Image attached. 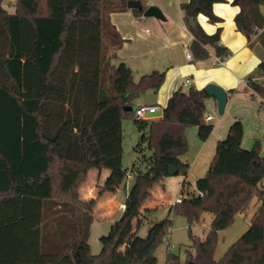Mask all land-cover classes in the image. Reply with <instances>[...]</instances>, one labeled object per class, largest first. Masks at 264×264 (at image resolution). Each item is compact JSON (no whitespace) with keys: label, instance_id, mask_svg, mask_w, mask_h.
Here are the masks:
<instances>
[{"label":"trees","instance_id":"obj_1","mask_svg":"<svg viewBox=\"0 0 264 264\" xmlns=\"http://www.w3.org/2000/svg\"><path fill=\"white\" fill-rule=\"evenodd\" d=\"M127 1L14 0L9 13L0 0V264H157L155 251L169 233L172 213L184 216L189 226L201 213L212 216L204 238L190 236L184 264H264V156L260 139L242 148L239 119L217 141L195 192L171 204L165 218L149 219L157 210L146 207L151 188L162 184L170 167L184 177L183 193L189 170L182 161L188 148L185 129L195 127L198 140L205 142L213 126L205 121L208 96L192 87L175 91L159 118L140 120L127 111L147 91L157 92L165 78V71L154 70L135 80L127 65L116 63L123 40L109 14H142L129 9ZM225 2L180 4L185 23L195 21L193 29L187 26L193 61L209 58V49L220 60L228 57L219 44L220 29L207 34L197 22L199 15L220 22L212 7ZM231 4L239 9L236 30L249 46L264 47V0ZM258 75L264 76V63L245 81L264 107V81L252 79ZM127 118L140 134L137 163L130 169L122 164ZM9 135L17 136L15 141ZM17 143L25 150L15 152ZM91 169L109 174L98 186L97 199L83 202L78 188ZM128 173L133 184L123 212L99 238L100 252L92 254V209L103 195L124 188ZM253 199L247 230L215 260L218 233L233 225ZM144 221L147 233L140 237ZM164 264L181 263L168 252Z\"/></svg>","mask_w":264,"mask_h":264},{"label":"crops","instance_id":"obj_2","mask_svg":"<svg viewBox=\"0 0 264 264\" xmlns=\"http://www.w3.org/2000/svg\"><path fill=\"white\" fill-rule=\"evenodd\" d=\"M136 1H139L142 6V14L139 17H135L131 11L111 12L109 14L111 25L123 40L116 52V63L123 62L127 65L131 69L135 80L154 70L165 71V78L157 92L152 90L147 91L134 100L132 106L127 108V111L133 113L137 107L143 105L155 106L161 111L175 91L181 90L186 92L191 87L201 90L207 85H215L223 89L227 95V99L231 95L248 93L250 97H256L259 102L261 101L256 94L244 84L239 83V81H244L247 77H250L257 66L260 63H264V47H261L258 43L249 46L247 39L236 30L234 17L239 9L231 4L232 0H226L225 3L213 5L214 15L221 20L218 23H210L202 15L197 17L198 24L207 34H214L220 29L219 44L229 51L228 57L221 65H213L215 56L212 49H209L210 57L205 60H186L185 52L188 50V44L192 36L187 28V23L183 19L180 4L188 0ZM13 2L14 0H3L2 4L8 11L6 6H12ZM150 6H155L160 10L163 20L143 16L145 9ZM13 11L12 7V11L8 12L13 13ZM262 13H264V10H262ZM252 79L264 81V76L258 75ZM186 80H190V84L186 85ZM230 90H235V92L230 94ZM209 101L210 97L205 100V107ZM260 110H264V107H261L259 103L257 111L259 112ZM235 119H239L242 122L237 117H233L232 122ZM262 126L264 125H261V123H257L254 128H248L243 125L242 148H251L253 141L259 139L258 135L262 133ZM122 127L124 134L123 123ZM211 137L212 135L205 142H201L199 147L200 154L198 155V159L193 163V165H196L201 156H205V159L201 161L203 163L200 166V175L206 172L208 163L214 154L217 141H212ZM261 155L264 156V143L261 145ZM182 161L187 163L183 159ZM100 175L101 171L96 169L88 171L86 180L78 188L81 201L90 202L97 199L98 186L101 185L99 184ZM130 186L127 182L125 183L123 195H119L116 191L105 194L97 200L92 209L93 223L90 226V231L96 223L101 224L108 221L111 225L121 216L124 209V200ZM193 189H195V186H193ZM154 196H156V193L154 190H151V196L146 202V207L158 210L159 207L170 206L164 200L161 202ZM161 198L164 199L162 196Z\"/></svg>","mask_w":264,"mask_h":264},{"label":"rangeland","instance_id":"obj_3","mask_svg":"<svg viewBox=\"0 0 264 264\" xmlns=\"http://www.w3.org/2000/svg\"><path fill=\"white\" fill-rule=\"evenodd\" d=\"M8 11H12V6H6ZM250 94L239 93L237 95H231L227 99L226 105L224 107V111L222 114L218 113L216 102L214 98L210 97V101L206 106V115L210 116L212 120L207 123L213 126L211 132V139L219 141L223 140L226 137L227 130L229 124L232 122L233 117L240 118L243 122V125L248 128H254L257 123H261L264 125V110L257 111L259 107V100L256 97H250ZM7 111L9 114H14L12 108L7 107ZM154 118V117H153ZM25 129V124L23 125ZM22 126V128H23ZM124 126V139H123V157L122 164L126 169H130L133 164L137 163L138 154L135 152L134 148L139 140L140 134L136 127L134 126L133 120L131 118H127L123 121ZM21 127V126H20ZM27 128V127H26ZM5 133L11 131H4ZM262 133H259V139L262 143H264V126H262ZM188 148L186 152L182 155V159L186 161L190 165V169L186 176V184L183 190V193L180 191L181 183L184 179L181 175L175 176H167L162 184L155 185L151 188V190L156 193V197L161 202L167 203V205L174 204L178 202V197L183 194V196H188V194L195 192L193 189V184L196 179L204 176V173L200 175V166L205 156H201V158L197 161V164L193 165L194 161L198 159L199 147L201 145V141L197 138V129L195 127H188L184 131ZM11 134H14L11 133ZM7 136V134H5ZM210 135V136H211ZM11 140L16 139L17 136L9 135ZM14 150L16 151H24L25 148L21 147L22 144L13 145ZM250 148V147H249ZM28 150V149H27ZM29 151V150H28ZM148 150H145V154H148ZM205 164V163H204ZM209 164V163H208ZM143 168V167H142ZM109 174V171L106 169L101 170V175L99 177V184H102ZM2 178L0 177V183L2 182ZM126 182L128 185L132 186L133 179L127 178ZM130 186V188H131ZM125 188H120L117 190L119 195L124 194ZM130 190V189H129ZM158 191V192H157ZM164 198L162 199L161 196ZM169 207H159L158 210L150 215L149 219H162L165 218L168 213ZM256 208V199L251 201L249 208L244 212L240 213L236 216L235 222L229 228L220 231L218 233V241L215 248L214 258L218 260L224 252L227 250L228 246H230L233 242H235L248 228L249 221L254 213ZM170 218L172 220V225L169 230L168 235L163 239L162 243L158 246L155 251V255L157 257V264H164L166 254L168 252L177 255L179 257V261L181 264H184L186 261V250L191 243V235L199 238H204L212 216L209 213H201L198 222L189 226L187 219L179 214H171ZM110 223L105 221L104 223H96L92 227L90 231V236L88 243L90 245L91 253L98 254L101 250V243L99 238L108 233ZM148 223L144 221L141 225L138 235L140 237H144L147 233ZM169 249V251H167Z\"/></svg>","mask_w":264,"mask_h":264},{"label":"water","instance_id":"obj_4","mask_svg":"<svg viewBox=\"0 0 264 264\" xmlns=\"http://www.w3.org/2000/svg\"><path fill=\"white\" fill-rule=\"evenodd\" d=\"M127 7L129 9H133V10L142 9L141 3L139 1H136V0H128L127 1ZM143 16L144 17H155V18L163 20V16H162L160 10L155 6H150V7L146 8L145 11L143 12ZM187 26L190 27L191 29H193L195 27V21L193 18L188 19ZM203 90L208 97L215 99L217 109H218V113L222 114L224 111V107L226 105V102H227V95H226L225 91L223 89H221L220 87L215 86V85H207ZM157 116H161L160 111L156 112V113L148 114L147 118H153V117H157ZM176 174H177L176 169L174 167H170L168 175L169 176H175Z\"/></svg>","mask_w":264,"mask_h":264},{"label":"built area","instance_id":"obj_5","mask_svg":"<svg viewBox=\"0 0 264 264\" xmlns=\"http://www.w3.org/2000/svg\"><path fill=\"white\" fill-rule=\"evenodd\" d=\"M185 58L187 61H192V56L190 54V52L187 50L185 52ZM218 64H223V60H220L216 57H214V62H213V65H218ZM239 83H242L244 84L246 87H247V84H246V81H239ZM185 84H190V80H186L185 81ZM159 109L158 107H155V106H139L137 107L134 111H133V116L136 118V119H140V120H144V119H148L147 118V115L148 114H151V113H156L158 112ZM161 112V111H160ZM211 120V117L210 116H205V121L208 122ZM128 178L130 177L129 173L127 174ZM183 195L179 196L178 197V202H180L181 200H183Z\"/></svg>","mask_w":264,"mask_h":264}]
</instances>
